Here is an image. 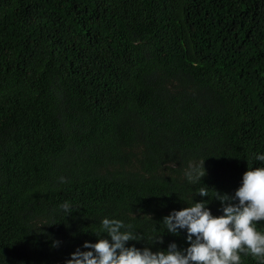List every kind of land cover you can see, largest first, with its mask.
<instances>
[{
	"label": "trees",
	"instance_id": "1",
	"mask_svg": "<svg viewBox=\"0 0 264 264\" xmlns=\"http://www.w3.org/2000/svg\"><path fill=\"white\" fill-rule=\"evenodd\" d=\"M257 153L264 0H0V264H64L104 217L186 248L162 219L220 215Z\"/></svg>",
	"mask_w": 264,
	"mask_h": 264
},
{
	"label": "clouds",
	"instance_id": "2",
	"mask_svg": "<svg viewBox=\"0 0 264 264\" xmlns=\"http://www.w3.org/2000/svg\"><path fill=\"white\" fill-rule=\"evenodd\" d=\"M255 160L264 165V153H257ZM203 165L204 159L187 165L183 176L188 184H201L206 175ZM60 180L64 182L62 177ZM208 190L202 185L195 195L209 196ZM213 192L209 197L219 201L220 215L212 214L208 201L194 202L191 197L182 200L187 207L172 210L160 222L168 233L179 234L183 230L186 248L178 249L171 242L166 250L153 252L149 247L129 245V241H140L143 237L133 231L131 224L104 217L100 231L94 232L97 241H85L82 245L85 250L77 248L64 264H241V255H250L264 264V231L257 227L264 221V166H248L234 194ZM60 208L67 215L73 211L68 201ZM102 234L106 238H101Z\"/></svg>",
	"mask_w": 264,
	"mask_h": 264
}]
</instances>
